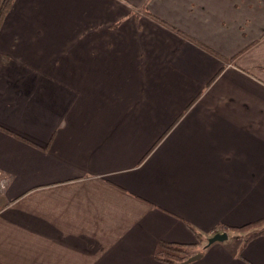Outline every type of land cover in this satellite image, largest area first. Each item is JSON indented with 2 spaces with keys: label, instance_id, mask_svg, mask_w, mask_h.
Returning a JSON list of instances; mask_svg holds the SVG:
<instances>
[{
  "label": "crops",
  "instance_id": "0c3cea01",
  "mask_svg": "<svg viewBox=\"0 0 264 264\" xmlns=\"http://www.w3.org/2000/svg\"><path fill=\"white\" fill-rule=\"evenodd\" d=\"M263 217L264 0H14L0 264H163L192 230L228 239L190 264H264L226 231Z\"/></svg>",
  "mask_w": 264,
  "mask_h": 264
},
{
  "label": "trees",
  "instance_id": "16d2710c",
  "mask_svg": "<svg viewBox=\"0 0 264 264\" xmlns=\"http://www.w3.org/2000/svg\"><path fill=\"white\" fill-rule=\"evenodd\" d=\"M14 0H0V26L5 18L7 12L9 11ZM264 227V217L257 220L256 222L246 224L238 228H227L226 231L229 233L240 232L244 233L250 231L249 236L244 240L243 245L246 244L249 240L264 235V230L261 228ZM261 229L256 232L257 229ZM191 229V228H190ZM192 230V229H191ZM197 243L195 245H184L177 243H167V242H158L154 250V258L163 263V264H184L186 260L192 257L195 254L203 255L208 247H205V242L207 241L202 235L194 232L192 230Z\"/></svg>",
  "mask_w": 264,
  "mask_h": 264
},
{
  "label": "water",
  "instance_id": "95a60500",
  "mask_svg": "<svg viewBox=\"0 0 264 264\" xmlns=\"http://www.w3.org/2000/svg\"><path fill=\"white\" fill-rule=\"evenodd\" d=\"M227 239H228L227 233H225V232L224 233H216L211 238H208L205 247H209L210 245H212L214 243H222V242L226 241ZM201 257H202L201 254H195L192 257H190L188 260H186V262H184V264L193 263V262L199 260Z\"/></svg>",
  "mask_w": 264,
  "mask_h": 264
},
{
  "label": "rangeland",
  "instance_id": "374dc122",
  "mask_svg": "<svg viewBox=\"0 0 264 264\" xmlns=\"http://www.w3.org/2000/svg\"><path fill=\"white\" fill-rule=\"evenodd\" d=\"M233 236H231V238H232Z\"/></svg>",
  "mask_w": 264,
  "mask_h": 264
}]
</instances>
